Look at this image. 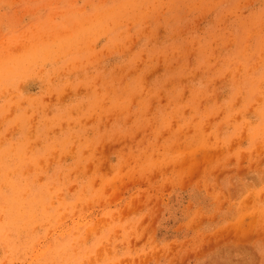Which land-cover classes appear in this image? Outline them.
I'll return each mask as SVG.
<instances>
[{"label": "rangeland", "instance_id": "rangeland-1", "mask_svg": "<svg viewBox=\"0 0 264 264\" xmlns=\"http://www.w3.org/2000/svg\"><path fill=\"white\" fill-rule=\"evenodd\" d=\"M0 264H264V0H0Z\"/></svg>", "mask_w": 264, "mask_h": 264}]
</instances>
